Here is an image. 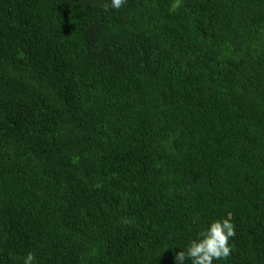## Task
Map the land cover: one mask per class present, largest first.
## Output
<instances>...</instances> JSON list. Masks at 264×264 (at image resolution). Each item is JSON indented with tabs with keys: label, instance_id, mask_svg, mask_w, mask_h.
<instances>
[{
	"label": "trees",
	"instance_id": "obj_1",
	"mask_svg": "<svg viewBox=\"0 0 264 264\" xmlns=\"http://www.w3.org/2000/svg\"><path fill=\"white\" fill-rule=\"evenodd\" d=\"M106 1L0 0V264H264V0Z\"/></svg>",
	"mask_w": 264,
	"mask_h": 264
},
{
	"label": "clouds",
	"instance_id": "obj_2",
	"mask_svg": "<svg viewBox=\"0 0 264 264\" xmlns=\"http://www.w3.org/2000/svg\"><path fill=\"white\" fill-rule=\"evenodd\" d=\"M127 0H107L106 5L100 6V20L106 22L107 7L119 9ZM5 11H1V17ZM264 94V91H261ZM236 235L235 224L230 216L211 221L208 226L197 234L187 244L186 249L175 255L176 264H185L190 260L191 264H213V261L227 259L231 254L230 238ZM35 254L27 253L23 258V264H35Z\"/></svg>",
	"mask_w": 264,
	"mask_h": 264
}]
</instances>
